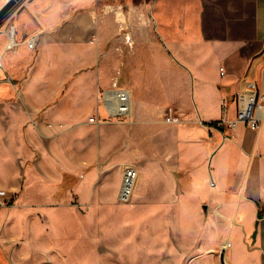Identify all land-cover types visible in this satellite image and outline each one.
Here are the masks:
<instances>
[{
  "label": "rangeland",
  "instance_id": "obj_1",
  "mask_svg": "<svg viewBox=\"0 0 264 264\" xmlns=\"http://www.w3.org/2000/svg\"><path fill=\"white\" fill-rule=\"evenodd\" d=\"M147 1L151 0L101 2L99 18L91 21L88 31L84 30L80 35L83 51H49L37 60L39 65L28 59L21 70L27 78L12 74L5 62L14 83H0V110H23L20 121L29 135L34 127L46 132L44 126L49 122H52L50 130L56 132L61 128L60 123L67 127L75 120L89 121L91 116L101 123L123 121L117 123L121 126H113L114 131H123L131 125L111 117L99 101L102 92L112 87L115 78L121 87L132 90L134 99L140 98L148 106L185 105L191 95L196 109L200 92L198 74L213 73L212 63L201 53L200 59L204 62L199 69L190 53L173 52L157 34L156 10L153 7L151 11L153 4L147 5ZM15 8L0 21V32ZM96 34L100 39L104 34L105 39L109 38L99 57L100 85L90 100L88 90H91L92 76L83 84L86 86L84 92L77 95L74 89L80 84V65L96 60L95 44L89 41V36ZM6 41L0 34V49ZM59 57L67 60L68 67L60 73L59 69L50 73L54 69L47 66L48 62ZM217 68L219 71L218 65ZM44 76L53 78L44 83L41 78ZM95 76L94 71V80ZM213 79L218 80V74ZM57 90L62 93L55 96ZM97 106L101 107L102 116L98 115ZM35 108L41 110L43 120ZM71 112L77 113L76 116L70 117ZM170 113L171 109L167 108L165 117ZM6 119L0 116V125ZM138 127L147 129L141 124ZM155 128L157 133L169 134L160 124ZM91 129L92 126L84 124L52 141L45 140L40 133L33 134L36 143L31 145L30 153L36 164L48 154L49 142L53 152L55 145L66 140L68 151L77 153L79 172L73 183L67 179L50 182L41 167L35 165L27 181V197L16 199L10 207L0 208V251L7 258V264H221L225 235L221 216L209 211L207 203L200 205L197 196L189 197L184 183L175 184L180 173L168 154L169 142L164 141V146L157 152L164 158L163 165L153 158L156 153H140V160L134 156L139 175L132 198L123 204L116 198L120 181L118 167H112L102 175L98 172V166L106 165L108 152H104L102 143V161L98 165L97 144L91 139ZM124 132L115 134L122 137ZM151 135L154 143L155 135ZM121 137L111 144L108 161L109 157L112 161L113 156L116 159L123 153ZM77 138L81 139L78 144V147L82 145L81 152L74 147ZM161 188L164 204L163 209L157 211V191ZM200 191L206 199L212 196V190Z\"/></svg>",
  "mask_w": 264,
  "mask_h": 264
},
{
  "label": "crops",
  "instance_id": "obj_2",
  "mask_svg": "<svg viewBox=\"0 0 264 264\" xmlns=\"http://www.w3.org/2000/svg\"><path fill=\"white\" fill-rule=\"evenodd\" d=\"M6 1L0 0L1 6ZM103 1L108 0H20L11 13L10 20L0 32L6 40L9 27L14 26L19 42L14 50L0 49L11 69L10 72L15 76L27 78L21 70L28 59L38 64L37 60L49 51L82 52L84 44L80 35L84 30L88 31L91 21L99 18L100 3ZM151 3L156 10L157 34L173 52L190 53L195 67L199 69L204 62L200 59L201 53L204 59L212 63L213 73L198 74L200 92L196 109L191 95L185 105L148 106L140 98L134 99V93L128 88L131 91L132 105L129 120L125 122L129 123L131 128L124 127L122 137L121 134L116 136L115 133L123 131H114L113 126H121L120 122L123 121L89 123L83 119L75 120L67 127L60 123L61 128L56 132L50 130L52 126L49 125L52 122H49L44 126L46 132L40 128L37 131L34 127L29 135L20 121V116L24 115L23 110H0V116L8 118L0 125V188L14 195L17 201L18 198L20 200L27 197V181L35 165L41 167L50 182H62L67 179L73 183L77 178L79 159L77 153L68 151L66 140L55 145L53 152L49 142L47 160H44V154L43 161L36 164L30 153L31 145L36 143L33 135L35 132L38 135L40 133L45 140L52 141L66 136L84 124L92 126L91 139L97 144L98 165H101L102 161L101 144H104V152H108L109 156L111 144L117 137H121L124 149L121 156L116 159V156H113L112 161L109 157L111 162L106 156V165L103 168L98 166L101 175L112 167H118V199L125 167L130 164L136 166L134 156H138L140 160V153H156V158H153L163 165L164 158L158 156L157 152L164 146V141H167L168 154L176 164L175 170L180 173L175 184L180 186L184 183L189 197L197 196L200 205L207 203L209 211L221 216L222 227L225 228L222 248L226 249L227 263L264 264V122L257 129L241 123L234 129L233 138L226 140H223V136H229L232 133L230 129H211L207 126L221 119L236 117L237 105L234 99L246 88L248 81L255 82L260 91L264 92V0L146 2L147 5ZM104 35L102 39L97 34L89 36V41L95 44L96 60L94 63L85 62L80 65L81 80L74 89L77 95L84 92L86 86L83 84L92 76L91 90H88L90 100L94 98V91L100 85L99 57L109 38L105 39ZM33 36H37L38 41L36 48L30 51L26 48L25 40ZM68 37L70 39H67ZM151 41L152 39L149 42ZM160 48L163 49V45H160ZM59 59L60 57L48 62L47 66L54 69L50 73L54 74L57 69L60 73L68 67L66 59ZM221 67L224 69L223 75ZM216 74L219 76L218 80L213 79ZM41 78L42 82L47 83L53 76ZM61 93L62 90H57L55 96ZM63 93L65 94L66 90ZM223 100L228 102L226 112L223 111ZM142 103L145 105H141ZM100 108L97 106L96 111L102 116ZM167 108L171 109L170 115L176 118L170 122L164 115ZM58 110L60 111V108ZM37 112L43 120L41 110ZM76 114L71 112L70 117H75ZM199 118L204 124L199 122ZM139 124L147 126V129H139ZM159 124L169 132L168 135L164 136L163 132L157 133L154 130ZM151 134L155 135L154 143ZM78 144H81L80 138L75 140L74 147L81 152L82 145L78 147ZM204 189L212 190L209 199L200 195V190ZM158 190L157 211L160 208L162 210L164 204L162 188ZM7 261L0 251V263L7 264Z\"/></svg>",
  "mask_w": 264,
  "mask_h": 264
},
{
  "label": "built area",
  "instance_id": "obj_3",
  "mask_svg": "<svg viewBox=\"0 0 264 264\" xmlns=\"http://www.w3.org/2000/svg\"><path fill=\"white\" fill-rule=\"evenodd\" d=\"M15 27L10 26L7 33V41L4 46L5 51L14 50L19 42L16 39ZM38 38L33 36L25 40L26 46L30 50L36 48ZM221 74H224V69L221 67ZM8 82L14 83L13 76L8 72L7 66L4 61L3 54L0 53V83ZM132 97L130 89L121 87L118 78H115L112 82V87L105 89L101 97L100 103H103L104 108L108 114L113 118L129 120V115L132 105ZM237 105L236 117L233 119H221L215 123H210L207 126L211 129H224L231 130V134L228 136L224 134L223 140L233 138L234 129L241 123L246 124L252 129L259 128L264 122V92L260 91L258 85L253 81H248L246 88L240 91L234 99ZM228 102L222 101L223 111L226 112ZM167 121H172L176 118L171 115L167 116ZM90 122H99V120L91 116ZM200 123L204 122L200 119ZM139 172L135 165H127L124 169L121 189L119 192V199L123 202H129L133 196L134 188L137 182ZM213 183V182H212ZM15 203V197L9 194L5 189L0 188V208L10 207Z\"/></svg>",
  "mask_w": 264,
  "mask_h": 264
},
{
  "label": "water",
  "instance_id": "obj_4",
  "mask_svg": "<svg viewBox=\"0 0 264 264\" xmlns=\"http://www.w3.org/2000/svg\"><path fill=\"white\" fill-rule=\"evenodd\" d=\"M20 0H7L1 7H0V21L2 18L9 13L19 2ZM220 262L221 264H228L226 261V249H222L220 253Z\"/></svg>",
  "mask_w": 264,
  "mask_h": 264
},
{
  "label": "bare ground",
  "instance_id": "obj_5",
  "mask_svg": "<svg viewBox=\"0 0 264 264\" xmlns=\"http://www.w3.org/2000/svg\"><path fill=\"white\" fill-rule=\"evenodd\" d=\"M153 7L151 6V11H152ZM155 13V12H154ZM227 245V244H226ZM226 245H224L226 247Z\"/></svg>",
  "mask_w": 264,
  "mask_h": 264
}]
</instances>
